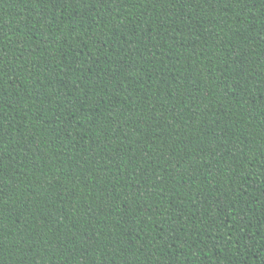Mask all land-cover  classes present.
I'll use <instances>...</instances> for the list:
<instances>
[{
    "label": "trees",
    "instance_id": "1",
    "mask_svg": "<svg viewBox=\"0 0 264 264\" xmlns=\"http://www.w3.org/2000/svg\"><path fill=\"white\" fill-rule=\"evenodd\" d=\"M0 264H264V0H0Z\"/></svg>",
    "mask_w": 264,
    "mask_h": 264
}]
</instances>
